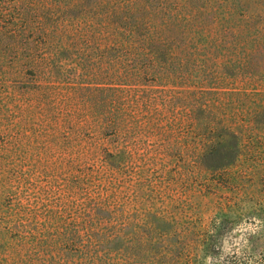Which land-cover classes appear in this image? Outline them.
Here are the masks:
<instances>
[{"label": "trees", "instance_id": "16d2710c", "mask_svg": "<svg viewBox=\"0 0 264 264\" xmlns=\"http://www.w3.org/2000/svg\"><path fill=\"white\" fill-rule=\"evenodd\" d=\"M11 1L8 7L0 3V15L11 17V48L23 52L32 73L26 95L54 96L49 111L59 130L124 133L126 139L133 131L168 136L172 131L163 122L172 116L171 122L187 121L212 137L201 149L168 142L166 156L182 154L184 164L211 173L252 150L243 141L248 131L264 130L262 113L240 119L230 113L248 95L249 49L258 46L245 24L188 18L201 9L167 0ZM76 9L82 13L74 17ZM137 110L144 121L134 120ZM100 155L110 186L131 153L117 146ZM64 181L66 188L45 201L16 199L18 208L0 226V264H141L152 242L180 235L163 210L144 203L141 211L126 212L114 187L93 191L91 176L71 173ZM10 182L0 185V196L17 193ZM12 233L18 235L15 245L7 241ZM166 249L158 260L151 254L150 263L180 264L173 251L189 254L188 248Z\"/></svg>", "mask_w": 264, "mask_h": 264}, {"label": "rangeland", "instance_id": "374dc122", "mask_svg": "<svg viewBox=\"0 0 264 264\" xmlns=\"http://www.w3.org/2000/svg\"><path fill=\"white\" fill-rule=\"evenodd\" d=\"M167 1L201 9V14L188 18L227 20L251 29L248 37L258 46L249 49L248 72L252 75L246 81L248 95L242 106L235 104L230 113L236 112L237 119L257 111L264 114V0ZM0 3L12 5L11 0ZM41 4L40 0L38 6ZM80 13L82 10L76 9L71 15ZM9 18L0 15V185L8 179L17 193L0 196L2 228L8 215L18 208L17 198L23 203L50 199L58 194V188H66L64 180L71 173L81 178L91 176L93 191H103L109 182L102 177L106 167H102L100 152L118 146L121 152L131 153L109 186L116 189L120 207L139 212L146 203L153 211L163 210L179 229V236L152 242L149 251L156 260L167 253L166 248L176 247L189 250L187 256L173 251L174 259L181 258L180 264H189L188 259L191 264H264V130L258 134L248 131L243 141L252 150L242 152L234 166L216 173L184 164L182 154L166 156L168 142L182 149H201L212 137L187 121L171 122L172 116L163 122L165 130L172 131L168 136L160 131H133L126 139L124 133L113 137L92 130H59L49 111L54 96L40 100L26 95L33 77L23 64V52L17 46L11 48L14 40L7 34ZM255 71L258 78L253 77ZM134 117L136 122L144 121L138 110ZM161 225L167 227L166 223ZM17 239V233L7 237L11 245ZM151 254L141 264H153Z\"/></svg>", "mask_w": 264, "mask_h": 264}]
</instances>
